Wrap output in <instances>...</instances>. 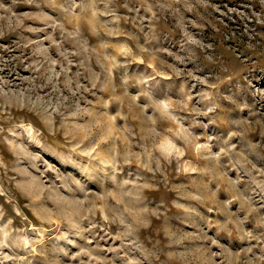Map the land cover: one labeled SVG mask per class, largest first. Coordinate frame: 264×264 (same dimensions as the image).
<instances>
[{
	"label": "rangeland",
	"instance_id": "374dc122",
	"mask_svg": "<svg viewBox=\"0 0 264 264\" xmlns=\"http://www.w3.org/2000/svg\"><path fill=\"white\" fill-rule=\"evenodd\" d=\"M0 264H264V0H0Z\"/></svg>",
	"mask_w": 264,
	"mask_h": 264
}]
</instances>
